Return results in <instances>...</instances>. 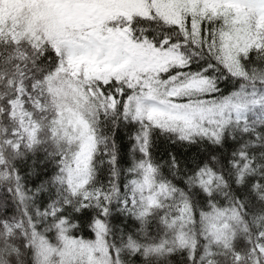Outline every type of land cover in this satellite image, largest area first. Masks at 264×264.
Returning <instances> with one entry per match:
<instances>
[{"label":"snow or ice","instance_id":"snow-or-ice-1","mask_svg":"<svg viewBox=\"0 0 264 264\" xmlns=\"http://www.w3.org/2000/svg\"><path fill=\"white\" fill-rule=\"evenodd\" d=\"M0 264H264V0H0Z\"/></svg>","mask_w":264,"mask_h":264}]
</instances>
